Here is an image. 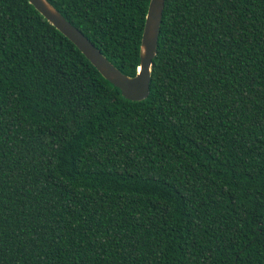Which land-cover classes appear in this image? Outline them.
<instances>
[{
    "label": "trees",
    "instance_id": "trees-1",
    "mask_svg": "<svg viewBox=\"0 0 264 264\" xmlns=\"http://www.w3.org/2000/svg\"><path fill=\"white\" fill-rule=\"evenodd\" d=\"M134 75L149 0H48ZM0 264H264V0H165L124 98L0 0Z\"/></svg>",
    "mask_w": 264,
    "mask_h": 264
},
{
    "label": "water",
    "instance_id": "water-1",
    "mask_svg": "<svg viewBox=\"0 0 264 264\" xmlns=\"http://www.w3.org/2000/svg\"><path fill=\"white\" fill-rule=\"evenodd\" d=\"M43 17L70 39L86 56L99 73L117 87L128 100L140 101L150 92L152 60L157 50V40L165 0H149L145 15L139 51V66L130 76L118 69L76 26L68 21L48 0H28Z\"/></svg>",
    "mask_w": 264,
    "mask_h": 264
}]
</instances>
